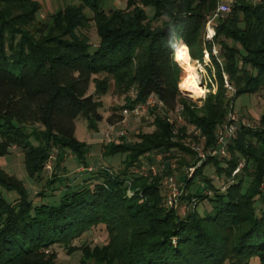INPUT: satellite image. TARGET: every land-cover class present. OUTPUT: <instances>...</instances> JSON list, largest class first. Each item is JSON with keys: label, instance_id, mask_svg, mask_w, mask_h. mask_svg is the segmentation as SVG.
Here are the masks:
<instances>
[{"label": "trees", "instance_id": "obj_1", "mask_svg": "<svg viewBox=\"0 0 264 264\" xmlns=\"http://www.w3.org/2000/svg\"><path fill=\"white\" fill-rule=\"evenodd\" d=\"M105 1L69 3L39 20V0H0V156L20 147L26 171L37 181L56 158L54 176L47 179L49 188L56 189L53 198L43 189L34 200L23 179L0 167V185L18 195L9 200L0 193V264H57V243L68 251L81 247L78 264H247L253 256L264 264V106L261 125L241 126L228 156H208L191 176L182 175L188 190L182 200H195L185 213L179 211L181 203L167 204L163 173L130 172L141 155L157 150L196 154L184 143L189 126L168 119L178 104L208 147L215 145L217 126L235 99L264 91V0H233L229 15L212 20V39L204 32L218 0H127L125 8L109 11ZM91 19L97 45L81 30ZM181 39L191 58L203 61L207 51L216 70V91H209L201 106L178 86L181 67L174 55ZM224 71L235 85L232 96ZM111 78L119 92H134L123 107L154 93L164 111L154 117L155 129L138 132L136 140L104 141L102 155L125 153L117 173L110 165L92 166L89 142L76 135L78 117L98 130L104 118L101 95L108 92ZM151 110L155 113L157 106ZM67 152L80 170L89 171L75 185L65 184L67 175L57 171ZM241 159L243 166L233 173ZM197 161L182 157L180 164ZM210 162L227 180L226 188L204 174ZM197 177L204 184L193 189ZM55 182L66 187L54 188ZM204 200L212 210H199ZM100 223L108 230L107 243H73Z\"/></svg>", "mask_w": 264, "mask_h": 264}, {"label": "rangeland", "instance_id": "obj_2", "mask_svg": "<svg viewBox=\"0 0 264 264\" xmlns=\"http://www.w3.org/2000/svg\"><path fill=\"white\" fill-rule=\"evenodd\" d=\"M39 1L41 3V7L37 13V18L39 20H48L50 15L54 13L57 9L63 8L69 3H78L80 0H39ZM220 1L221 0H218L217 5ZM224 1L228 2L231 5V10H232L233 0H224ZM126 4H127V0H106L104 3V8L106 11H109L113 8H119V7L125 8ZM146 9L148 13L152 15L153 9L150 6H147ZM87 12L91 14L89 9H87ZM214 12L210 13L208 15V18ZM230 12L227 15H229ZM208 27L212 28L213 25H212V22L208 24V20H207V24H206L205 32H204L205 37H206V32L208 30ZM81 30L82 32L89 34L93 45H97L98 36L96 33V27H95V23L93 19L89 21V24L86 27H82ZM206 60L208 59L206 58ZM207 63L208 62H206L205 60L200 61L199 59L192 58V64L198 67V70L200 73L201 84L203 86H204V83L206 84V86H204L206 91L204 92L202 97L200 96L198 98H192L191 96L187 95L180 89L183 95L191 99L197 106L202 105L209 91L212 90L215 92L217 88L218 80H217V76L215 73L216 72L215 67L213 66L212 63H210L211 66L206 65ZM180 67H181V70H180L179 82L181 78L184 76V69L181 65ZM213 72L215 73V76H212ZM204 74L205 75L211 74L214 85H212L211 82L210 83L208 82L209 84L207 83V81L203 78ZM178 86H179V83H178ZM94 90H95V86H94V83L92 82L90 86V92H93ZM132 95H134V92L132 90H130L127 93L119 92L115 87L114 79L111 78L108 92L104 95H101V98L103 100V106L101 107L100 110L103 113L104 118L103 120L99 122L98 130L90 129L88 127V124L85 118L78 117L76 119V135L78 138L89 142L90 144L89 160L91 162L90 164L94 166L95 168H97L99 165L106 164V165H110L111 170L117 173L121 170L122 167H124V164H125L124 163L125 153H117L115 155H110V156L102 155L103 150H104L103 146L105 144L104 139H103L104 138L103 134L108 124L115 123L116 127L123 126L127 129V132H128L127 135L116 138V141H123V140L134 141L138 138V132L151 131L155 129L154 117L156 116V114L158 113L164 114L163 109L156 110L155 113L152 112V110L145 111L138 117H135V116L129 117L127 120V123L124 125V123L121 122L122 116L120 115V111H121V108L126 104L128 100L127 97L132 96ZM244 100H249V102L251 103L250 108H248L249 106L247 107L245 104H243ZM263 106H264V91L263 90L255 92V93H242L235 99L233 106L231 105L230 108L233 109V111L237 114V121L241 122L235 138L238 137L241 126L243 125L249 126L248 124H250L249 127L257 128L261 125L260 117L263 112ZM182 107H183L182 105L178 104L176 110L168 114V119L171 117L174 118L173 123H176L177 126L179 125L189 126L188 129L186 130V138H184V143L188 144L193 150H195L196 154H192V153H189L183 150L182 151L181 150H176V151L157 150L150 154L141 155L140 161L145 160L148 164H154L155 166H157L158 171L156 173H151L152 175L163 173L162 192L164 195H166V201H167V187L165 184V179L169 175H174L180 181L183 189L181 190V194L178 197V203H181L179 207V211L181 213H185V211L187 212L189 209L193 207L195 200L192 202H188L187 200H182L181 196L186 195L188 191L185 188V178L182 177V175L191 176L192 173L188 174L187 169L190 166H188L187 164H180V160L182 157H185L187 161H192L197 157L198 159L197 166L201 165L204 162V160L208 156H211V155H206L205 158H202L200 154L202 152L205 153L207 150L217 145V136H216L215 145L206 147L205 136L201 134L199 127L188 124L185 117L180 113V111L182 110ZM110 116H112V120H109ZM221 123H223V121ZM221 123H219V125L217 126L216 135H217V131ZM193 134L197 135V137H193ZM235 138L230 139L227 144L228 154H229V149H228L229 144ZM55 162H56V158L54 155L51 158V164H50L51 166L50 167L46 166L42 180L37 181L34 178L30 177L27 173L25 164H24V152L20 147L12 146L8 154L4 156H0V167L3 168L6 172L16 175L17 177L23 179L28 189L31 191V194H32L31 196L34 198V200H39L40 197H42V195L41 196L39 195L40 197L37 196V193L43 189L47 190L46 192L48 194L54 193V191L56 190V189L51 190L47 183V179L54 176L53 173L55 171L54 170ZM221 164H223V162H221ZM243 164H244L243 159H241L238 167L233 171V173H236V171H238L240 167L243 166ZM191 166H195V165H191ZM197 166H195L194 170L196 169ZM80 168L81 166L79 165L74 154L72 152H67L64 160L60 163V167L57 169V171L61 174L62 177L63 176L65 177V175H67L68 179L64 181L65 184L71 183L72 185H75L78 182H81L85 178L87 173L89 172V171H85L84 169L80 170ZM169 168H171V172L167 173L166 171ZM203 172L205 175L212 177L216 185L222 187V189L226 188L227 180L224 179L223 177H220V175L216 171L215 164L211 162L208 163L207 165L204 166ZM203 184H204L203 180H201L200 177H197L195 179V182L192 184V188L194 189L196 188V186L198 185L202 186ZM53 185H54V188H56L58 185L60 186L61 189L66 187L64 186V183L60 184L59 182H55ZM129 189H128V193H129ZM0 193L3 194L9 200H13L18 196L15 191L7 190L1 185H0ZM53 197L54 196L51 194L47 198H53ZM198 208L199 210H201V212H203L204 208H207L208 210H212L213 205L210 204L208 200H204L198 204ZM108 241H109L108 230L105 224L100 223L97 225H92L90 228L86 229L79 237L73 240V243L78 246H81L82 244H85V243L90 244L91 246H94V245H103L107 243ZM53 246H54L53 249H55L58 254L57 264H78L81 258V255H82L81 247L76 248L73 251H68L67 247L64 244L57 243ZM224 264H230V263L226 261ZM247 264H262V263L260 262V259L258 256H253L250 258Z\"/></svg>", "mask_w": 264, "mask_h": 264}, {"label": "built area", "instance_id": "obj_3", "mask_svg": "<svg viewBox=\"0 0 264 264\" xmlns=\"http://www.w3.org/2000/svg\"><path fill=\"white\" fill-rule=\"evenodd\" d=\"M231 11V5L224 1L221 0L218 5L217 8L215 10V12L209 16L208 18V24H210L212 22V20L218 18V17H225L229 12ZM215 34V30L214 27L210 28L208 27V30L206 32V37L208 39H212L213 36ZM212 51L213 53L217 56L218 60L221 62V59L219 58V48L217 47L216 44H213L212 46ZM206 58L208 60H206ZM204 60L206 62H208L206 65H210L211 66V61H210V56L209 53L206 51L205 53V58ZM224 75V82H225V86L228 88L229 90V96H232L236 89H235V85L229 80V75L224 71L223 72ZM212 76H215V73L213 72ZM212 76L211 74H204L203 78L207 81V83L211 82L212 85H214L213 81H212ZM204 80V82H205ZM208 83V84H209ZM204 86H206V84L204 83ZM162 101L157 97L156 94L151 93L147 99L143 102H139L133 106H125L121 109L120 114L122 116L121 122L124 123V125L127 123V120L129 117L131 116H135L138 117L140 116L143 112L148 111L151 108H154L155 106H157V109L160 110L162 107ZM170 122H174V118H169ZM241 122L237 121V114L233 111V109L229 108L225 118L223 120V123H221V125L218 128L217 131V145L215 147H212L211 149L207 150L205 153L202 152L200 155L202 158H205L206 155H212V156H227L228 152H227V144L229 142L230 139L235 138L237 135V131L239 129ZM250 126V124H248ZM200 132V131H199ZM127 129L123 126L121 127H116L115 123L112 124H108L107 128L104 131V141H112V140H116V138L122 137L127 135ZM116 136V137H115ZM51 160H49L47 162L46 166H51ZM198 164V163H197ZM197 166V165H195ZM195 166H190L187 169L188 174L193 173V170L195 168ZM89 169H92V166L89 167ZM158 171L157 166H155L154 164H148L145 160H142L140 162H135V164H133L130 167V172L132 173H139V174H151V173H156ZM165 184L167 187V203L169 206H176L178 203V197L181 194V190L182 185L180 183V181L174 176V175H169L166 179H165ZM129 193L132 194V191L129 189Z\"/></svg>", "mask_w": 264, "mask_h": 264}, {"label": "bare ground", "instance_id": "obj_4", "mask_svg": "<svg viewBox=\"0 0 264 264\" xmlns=\"http://www.w3.org/2000/svg\"><path fill=\"white\" fill-rule=\"evenodd\" d=\"M174 56L184 69V76L179 82L180 89L192 98L202 97L206 89L201 84L198 67L192 64V60L189 56L188 48L185 43H177Z\"/></svg>", "mask_w": 264, "mask_h": 264}, {"label": "crops", "instance_id": "obj_5", "mask_svg": "<svg viewBox=\"0 0 264 264\" xmlns=\"http://www.w3.org/2000/svg\"><path fill=\"white\" fill-rule=\"evenodd\" d=\"M179 42H183V40L181 39ZM184 43V42H183ZM191 60H192V58H191ZM243 104H245L248 108H250L251 107V103L249 102V100H244V103ZM250 110V109H249Z\"/></svg>", "mask_w": 264, "mask_h": 264}]
</instances>
